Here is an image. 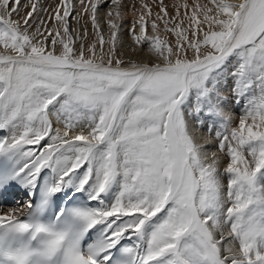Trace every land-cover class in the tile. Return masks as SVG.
Returning <instances> with one entry per match:
<instances>
[{
    "label": "snow or ice",
    "instance_id": "obj_1",
    "mask_svg": "<svg viewBox=\"0 0 264 264\" xmlns=\"http://www.w3.org/2000/svg\"><path fill=\"white\" fill-rule=\"evenodd\" d=\"M0 264H264V0H0Z\"/></svg>",
    "mask_w": 264,
    "mask_h": 264
}]
</instances>
